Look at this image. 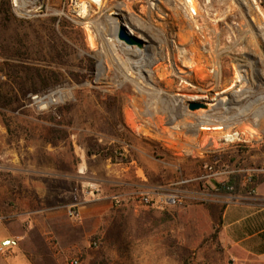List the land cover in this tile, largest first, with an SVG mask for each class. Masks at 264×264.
Wrapping results in <instances>:
<instances>
[{
    "label": "rangeland",
    "instance_id": "rangeland-1",
    "mask_svg": "<svg viewBox=\"0 0 264 264\" xmlns=\"http://www.w3.org/2000/svg\"><path fill=\"white\" fill-rule=\"evenodd\" d=\"M195 4L192 16L184 0H0V179L22 240L0 264H237L209 238L224 209L242 214L254 195L214 193L227 175L206 167L241 147L245 178L264 180V0ZM118 17L148 51L118 42ZM195 97L217 100L196 113L215 121L202 135L182 111ZM131 161L121 180L144 167L157 208L113 201L132 193L113 165ZM174 193L183 204L165 206Z\"/></svg>",
    "mask_w": 264,
    "mask_h": 264
},
{
    "label": "crops",
    "instance_id": "crops-1",
    "mask_svg": "<svg viewBox=\"0 0 264 264\" xmlns=\"http://www.w3.org/2000/svg\"><path fill=\"white\" fill-rule=\"evenodd\" d=\"M198 117H202V115ZM207 117L210 119V116ZM213 123H215V121H212V124ZM203 125L199 127L187 126L186 129L187 132L202 135L204 134V132H201V129L204 128ZM212 130L213 129L205 130L206 134ZM174 133L176 134V132ZM134 164H136L135 161H131L129 164L113 165L116 167L114 169L115 177L116 179H120V181L116 182V185L118 187L122 185L130 187L139 185L144 189L149 188L147 185L148 180L146 178L144 167H136V176L132 178V183L134 184L129 182L131 181L129 179L127 182L121 180V177H130V175L125 173L133 167ZM119 169H122V171L118 172ZM9 186L10 182L6 178H3L2 180L0 179V190H3V193L5 194V200L0 207V217L8 218V220L0 222V244L8 239H12L17 242V246L8 249L7 252H11L22 244V240L20 239L21 237L14 236L13 232H11L8 228L9 225L17 223V221L10 220L16 215L14 213L9 214ZM249 200L254 201V204L247 206L244 209L246 211L242 214L238 213V211L234 209H224L223 216L220 221L218 241L220 240L223 244L226 252L231 253L232 251L233 253H237V264H264V182L257 187L254 198ZM6 213L9 215H5ZM24 238L26 239V236Z\"/></svg>",
    "mask_w": 264,
    "mask_h": 264
},
{
    "label": "trees",
    "instance_id": "trees-1",
    "mask_svg": "<svg viewBox=\"0 0 264 264\" xmlns=\"http://www.w3.org/2000/svg\"><path fill=\"white\" fill-rule=\"evenodd\" d=\"M3 95L0 93V103ZM240 150V153H237L235 157H232L230 162L223 161L221 157L217 158L218 162L214 166V171L217 169L227 168L229 172H232L228 175L227 179L223 182H214V193L221 195H254L256 193L257 187L264 182V180H258L255 176H250L245 178L244 173L240 172L245 170L244 164L247 159L244 157V153L247 152L245 149L239 147L236 148ZM243 151V152H241ZM113 155V152L106 156L109 158ZM112 158V157H111ZM235 165V166H234ZM234 166V167H233ZM220 228H217L214 234L210 236L211 242H215L218 238ZM183 264H193V261L188 260Z\"/></svg>",
    "mask_w": 264,
    "mask_h": 264
},
{
    "label": "built area",
    "instance_id": "built-area-1",
    "mask_svg": "<svg viewBox=\"0 0 264 264\" xmlns=\"http://www.w3.org/2000/svg\"><path fill=\"white\" fill-rule=\"evenodd\" d=\"M206 169H208V171L210 172L212 179L214 177H219L222 175H227L226 177H228V175L230 173H232V172H229L227 170V168H224V169L219 168L216 171H214V166L206 167ZM240 172L243 173V171H240ZM127 187H129V190L132 191V193L125 194V195L124 194H117V195L113 196V201L115 202L116 206H118V207L122 206L123 201L125 199V196L128 195L129 197L137 198L142 205H145L147 207H152V208L158 207L155 205L154 200L152 199L151 193L148 192L147 190H145L144 188L141 189L137 186H132V187L127 186ZM183 202H184V197L181 196L180 194L174 193V194L167 196L165 203H163V204L165 206H169V207H176V206H181L183 204ZM163 204H161V205H163ZM70 215H71V217L77 219V218H79L80 213L75 211V210H71ZM13 217H15V216H13ZM5 220H8V218L0 217V222L5 221ZM16 246H17V242L15 240L8 239V240L1 242L0 249L4 252H7L8 249L14 248ZM94 246L96 247L97 243H94ZM72 264H80V261L78 259H75L72 261Z\"/></svg>",
    "mask_w": 264,
    "mask_h": 264
},
{
    "label": "water",
    "instance_id": "water-1",
    "mask_svg": "<svg viewBox=\"0 0 264 264\" xmlns=\"http://www.w3.org/2000/svg\"><path fill=\"white\" fill-rule=\"evenodd\" d=\"M24 1L27 4L29 2H35L38 0H24ZM117 19L119 20V23L116 24L118 30L113 34V36L118 40V42L125 44L128 48L136 47L138 51L141 50L146 51L148 49V45L130 32L128 27L123 24V19L121 17H118ZM231 97H232L231 95H228L229 99ZM213 109L214 107L209 103H205L203 101L201 102L189 101L187 105L183 107V112L187 111L193 114L191 117L196 124L189 125V127H199L203 124H212V121H210V119L207 116L198 117L196 116V113L199 110L209 113ZM187 112L186 115L189 116Z\"/></svg>",
    "mask_w": 264,
    "mask_h": 264
},
{
    "label": "bare ground",
    "instance_id": "bare-ground-1",
    "mask_svg": "<svg viewBox=\"0 0 264 264\" xmlns=\"http://www.w3.org/2000/svg\"><path fill=\"white\" fill-rule=\"evenodd\" d=\"M24 1V0H23ZM91 1V3H94L95 5H98V6H100L101 5V3H102V0H90ZM185 1V3H186V5L189 7V11H190V13H191V15L192 16H195V15H197V11H196V4H195V0H184ZM25 2V1H24ZM26 3V2H25ZM84 7V6H83ZM85 7H86V5H85ZM85 7L83 8V9H85ZM87 8V7H86ZM82 9V10H83ZM86 10V9H85ZM84 10V11H85ZM89 29V28H88ZM117 30H118V28H117V25H116V23H115V27L113 28V32L115 33V32H117ZM88 31H90V33H89V36H88V39H89V42H90V45L92 44V46H93V44H94V41H95V38H94V34L92 33V31L91 30H88ZM138 32H140L141 34H143V36H146V34H144V33H142L141 31H138ZM88 35V34H87ZM261 36V35H260ZM147 37V36H146ZM148 38V37H147ZM129 49V48H128ZM135 53V52H134ZM119 61V60H118ZM140 74V77L142 76V73L140 72L139 73ZM122 75L125 77V79H126V81L127 82H129V83H131V84H133L139 91L138 92H141V94H146V95H148L149 97H150V99H152V101H159L161 98H162V95H161V92L160 91H156V90H154V91H150V90H147V89H145L142 85H141V83H140V81L138 82L137 80H134V79H132V78H130V77H128V75H126V73H122ZM241 82H242V80H241ZM53 95H56V93L55 94H53ZM52 95V96H53ZM58 95L61 97V93H58ZM158 95H159V97H158ZM145 96V95H144ZM161 97V98H160ZM195 99H196V97H195ZM194 99V100H195ZM43 100V99H42ZM42 100H40L39 102L41 103L40 105H42V106H44V102L42 101ZM50 103H52V102H54V100H52L51 99V96H50V101H49ZM57 103V102H56ZM176 106V108L178 107V105H175ZM207 130V129H206Z\"/></svg>",
    "mask_w": 264,
    "mask_h": 264
},
{
    "label": "flooded vegetation",
    "instance_id": "flooded-vegetation-1",
    "mask_svg": "<svg viewBox=\"0 0 264 264\" xmlns=\"http://www.w3.org/2000/svg\"><path fill=\"white\" fill-rule=\"evenodd\" d=\"M168 30H169L170 33L176 31L175 28H168ZM165 36H166V35H164V38H165ZM173 44H174V42H173V41H170V46H173ZM148 49H149V45H148ZM148 49H147L146 51H148ZM251 59H253V58H251ZM255 61H256V60H255ZM256 63H257V61H256ZM256 63H255V65H257ZM213 95H214V93H213ZM206 99H207V97H206L205 99H204V98H203V99H199V100H198V99H197V100L195 99V100H190V101H196V102H201V101H203V102H205V103H209V104H212V102H217V100H212V99H211V100H206ZM188 102H189V101H187V103H188ZM212 105H215V104H212ZM218 105H219V103H218ZM211 121H212V120H211Z\"/></svg>",
    "mask_w": 264,
    "mask_h": 264
}]
</instances>
